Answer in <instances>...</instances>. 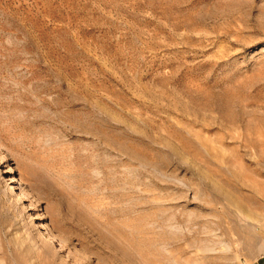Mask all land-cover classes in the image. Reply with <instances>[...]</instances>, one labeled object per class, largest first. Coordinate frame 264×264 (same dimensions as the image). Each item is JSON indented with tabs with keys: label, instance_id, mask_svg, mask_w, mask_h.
<instances>
[{
	"label": "rangeland",
	"instance_id": "1",
	"mask_svg": "<svg viewBox=\"0 0 264 264\" xmlns=\"http://www.w3.org/2000/svg\"><path fill=\"white\" fill-rule=\"evenodd\" d=\"M263 252L264 0H0V264Z\"/></svg>",
	"mask_w": 264,
	"mask_h": 264
},
{
	"label": "crops",
	"instance_id": "2",
	"mask_svg": "<svg viewBox=\"0 0 264 264\" xmlns=\"http://www.w3.org/2000/svg\"><path fill=\"white\" fill-rule=\"evenodd\" d=\"M251 264H264V252L256 258Z\"/></svg>",
	"mask_w": 264,
	"mask_h": 264
}]
</instances>
